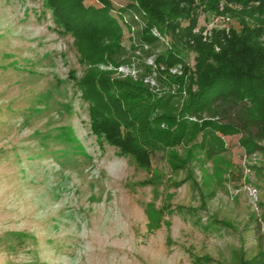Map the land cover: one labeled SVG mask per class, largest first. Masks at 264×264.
I'll list each match as a JSON object with an SVG mask.
<instances>
[{"label": "rangeland", "instance_id": "obj_1", "mask_svg": "<svg viewBox=\"0 0 264 264\" xmlns=\"http://www.w3.org/2000/svg\"><path fill=\"white\" fill-rule=\"evenodd\" d=\"M109 2L121 25L115 61L83 55L47 0H0V264H194L191 254L237 264L264 251V140L246 154L239 135L223 136L209 155L192 146L198 130L189 143L143 149L140 165L95 125L84 80L133 79L115 69L131 61L141 77L145 58L170 44L157 26L142 30L136 0ZM229 6L200 10L198 23ZM158 66V91L182 87ZM174 152L190 157L175 168Z\"/></svg>", "mask_w": 264, "mask_h": 264}, {"label": "trees", "instance_id": "obj_2", "mask_svg": "<svg viewBox=\"0 0 264 264\" xmlns=\"http://www.w3.org/2000/svg\"><path fill=\"white\" fill-rule=\"evenodd\" d=\"M47 1L64 29L75 36L83 55L115 61L121 25L110 13L109 0H97L101 6L85 4L83 0ZM136 1L145 17L142 30L157 26L169 34L168 49L157 53L155 60L169 65L181 63V74L168 73L178 76L182 87L158 91L142 78L85 79L83 84L93 92L94 123L105 139L122 155H132L140 165L143 149L189 143L198 130L201 139L193 142L195 148L208 145L213 149L214 142L222 145L223 136L239 135L238 143L246 154L262 150L259 140H264V0ZM220 1L237 5L226 9L236 17L239 27L231 26L228 33L216 28L204 38L197 14L200 10L219 11ZM198 25L199 29L194 30ZM144 36L153 38L149 33ZM145 66L144 72L148 73L150 67ZM177 97L182 98L178 109L174 106ZM175 109L176 114L172 113ZM204 112L217 115L197 121L195 117ZM175 120L176 125L171 128ZM163 123L167 126L162 127ZM217 151L213 149L208 154ZM171 157L176 168L181 166L177 163H186L190 155L180 159L174 152ZM191 261L210 264L212 258L191 254ZM237 264H264V251L258 250L249 258L241 256Z\"/></svg>", "mask_w": 264, "mask_h": 264}, {"label": "built area", "instance_id": "obj_3", "mask_svg": "<svg viewBox=\"0 0 264 264\" xmlns=\"http://www.w3.org/2000/svg\"><path fill=\"white\" fill-rule=\"evenodd\" d=\"M231 21V16L227 13H217L216 15L212 14L211 17L207 20L206 23L200 24L202 27L201 33L203 37L211 35V33L216 28H224L228 29ZM199 25L195 27L194 30H198ZM153 33L155 35L161 36L160 32L156 27H153L152 29ZM218 47L216 46V49ZM145 64H147L150 67V71L148 73H145L143 76H140V68L138 61H131L130 63H119L115 66V69L121 74V75H128L132 77L133 79L142 78L145 83H147L152 89L158 90V81H157V75L159 72V66L158 63L155 60L154 55H149L145 58L143 61ZM190 64H193V58L190 61ZM167 70L171 74H181L183 70V66L181 63H176L173 65H169L167 67ZM174 90V89H171Z\"/></svg>", "mask_w": 264, "mask_h": 264}]
</instances>
